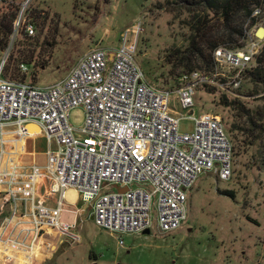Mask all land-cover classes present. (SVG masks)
I'll use <instances>...</instances> for the list:
<instances>
[{
    "label": "built area",
    "instance_id": "obj_1",
    "mask_svg": "<svg viewBox=\"0 0 264 264\" xmlns=\"http://www.w3.org/2000/svg\"><path fill=\"white\" fill-rule=\"evenodd\" d=\"M261 16L262 9L255 8L253 17ZM262 28L264 24L255 37L247 32L244 47L216 48L210 70L183 72L170 88L149 81L137 60L140 19L122 31L117 46L90 49L51 84L5 77L3 61L0 142L10 133L42 135L49 158L43 165L10 167L5 158L0 198L6 195L12 205L6 221L30 218L37 236L52 235L50 230L64 224L63 200L73 188L86 206L91 204L96 225L116 233L121 243L122 235L141 234L154 223L162 233L181 228L188 221L189 194L200 177L229 180L235 160L222 117L197 115L194 91L206 87L237 93L262 52ZM25 29L32 36L34 23L27 21ZM19 70L22 75L30 71L23 62ZM78 107L84 109L85 120L76 128L70 113ZM183 118L194 121L192 132L179 130ZM31 123L40 131H29Z\"/></svg>",
    "mask_w": 264,
    "mask_h": 264
},
{
    "label": "rangeland",
    "instance_id": "obj_2",
    "mask_svg": "<svg viewBox=\"0 0 264 264\" xmlns=\"http://www.w3.org/2000/svg\"><path fill=\"white\" fill-rule=\"evenodd\" d=\"M14 2L18 11L15 30L8 47L0 50V66L4 61L3 72L9 77L22 78L18 66L30 61L31 64L25 63L30 69L25 79L51 84L64 77L90 49L117 46L122 31L139 19L142 29L137 60L148 80L170 88L179 74L189 72L183 71L173 56L176 49L189 47L192 34L193 12L182 0ZM8 5L0 0V20L9 12ZM210 18V25L225 29L221 19ZM29 20L35 26L32 36L25 29ZM250 22L245 23L246 36L248 32V36L255 37L264 24V10L256 23ZM248 36L240 40V47L248 44ZM250 90L256 91L250 95ZM237 93L206 87L194 91L197 115L218 114L229 128L234 122L248 128L249 117L253 116L258 126L250 134L228 131L235 145L242 144L240 153L235 155L233 175L229 180L210 174L200 177L189 194L188 221L181 228L162 233L154 223L149 234L127 233L122 235L121 243L116 233L96 225L90 209L76 216L72 209L82 207L83 202L79 192L68 189L61 220L67 224L77 221L76 228L73 231L68 226V232L58 228L50 230L52 235L40 237L30 218L6 221L12 214V205L3 195L0 264H264V131L260 126H264V85L246 76ZM225 97L239 100L240 105H227ZM174 108L182 111L176 105ZM84 120L82 107L71 111L70 123L74 127H81ZM179 130L192 132L194 121L180 119ZM31 136L35 135L6 134L0 142V166L5 158L9 167L15 163L45 164L49 160L46 140L42 135L33 140ZM19 211L24 213L25 209L19 207Z\"/></svg>",
    "mask_w": 264,
    "mask_h": 264
},
{
    "label": "trees",
    "instance_id": "obj_3",
    "mask_svg": "<svg viewBox=\"0 0 264 264\" xmlns=\"http://www.w3.org/2000/svg\"><path fill=\"white\" fill-rule=\"evenodd\" d=\"M4 1L9 4V12L3 15L0 20V50L8 47L15 30L14 21L18 15L14 0ZM182 2L190 5L192 9H190V12H193L190 22L192 26L190 45L186 50L178 48L173 53L174 58L178 59L183 71H193L203 68L210 70L214 63L213 53L215 49L220 46L230 48L240 47L242 44L240 40L246 37L247 27H245V23L247 24V21H251L250 25L256 23L258 18L253 17L255 8L259 7L264 10V0H182ZM211 16H216L217 19L223 21L225 26L223 31L216 28L213 24H209ZM25 63L31 64L30 61H26ZM179 64H176V66ZM18 71L20 72L19 66ZM4 76L9 77L6 73ZM22 76L21 79H25L26 75ZM247 77L257 84L264 85V47L258 56L256 66L248 72ZM10 78L19 79L14 76H10ZM255 91L250 90L248 93L252 95ZM224 101L227 105H240V101L236 99L230 101L225 97ZM249 118L250 126L248 128L234 122L230 128L227 126V131H242L250 134L249 132H253L257 128L258 121L253 116ZM260 126L263 132L264 126ZM233 144L235 155L239 154L242 144L238 143L235 145L234 140Z\"/></svg>",
    "mask_w": 264,
    "mask_h": 264
},
{
    "label": "crops",
    "instance_id": "obj_4",
    "mask_svg": "<svg viewBox=\"0 0 264 264\" xmlns=\"http://www.w3.org/2000/svg\"><path fill=\"white\" fill-rule=\"evenodd\" d=\"M44 152H45V150H44ZM46 154V153H45ZM70 189H73V188H70ZM68 190V189H67ZM78 192V191H77ZM192 192V191H191ZM190 192V193H191ZM81 198V197H80ZM83 202V201H82ZM83 206L81 207V206H74V209H72V211L76 214V216L77 217H79V216H81V215H84L89 209L91 210V212H92V218H93V208H92V206H91V204H88L87 206H86V204L83 202V204H82ZM86 206V207H85ZM64 207H65V204H64ZM64 207H63V209H62V212H63V210H64ZM88 209V210H87ZM62 216V215H61ZM62 221V220H61ZM63 222V221H62ZM64 223V222H63ZM73 224H75L76 226H77V221L75 222V223H73ZM62 230H64V231H66V232H68L69 231V229H68V224L65 222L63 225H62V228H61Z\"/></svg>",
    "mask_w": 264,
    "mask_h": 264
},
{
    "label": "water",
    "instance_id": "obj_5",
    "mask_svg": "<svg viewBox=\"0 0 264 264\" xmlns=\"http://www.w3.org/2000/svg\"><path fill=\"white\" fill-rule=\"evenodd\" d=\"M27 128L29 129V131H40V127L38 125H35V124H28L27 125ZM118 189L119 187L116 186ZM120 191H124L126 190V188H123V189H119ZM144 234H149L150 233V229H146L144 232Z\"/></svg>",
    "mask_w": 264,
    "mask_h": 264
},
{
    "label": "bare ground",
    "instance_id": "obj_6",
    "mask_svg": "<svg viewBox=\"0 0 264 264\" xmlns=\"http://www.w3.org/2000/svg\"><path fill=\"white\" fill-rule=\"evenodd\" d=\"M264 34V28H262L261 30H260V35H263ZM22 137H25L26 136V134H23V135H21ZM38 135H35V136H31L30 138L33 140L34 138H36Z\"/></svg>",
    "mask_w": 264,
    "mask_h": 264
}]
</instances>
